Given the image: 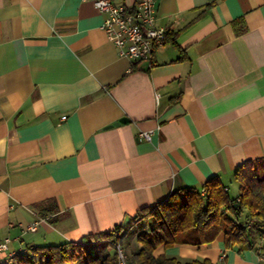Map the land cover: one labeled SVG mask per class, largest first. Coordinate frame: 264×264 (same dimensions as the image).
<instances>
[{"label": "crops", "instance_id": "1", "mask_svg": "<svg viewBox=\"0 0 264 264\" xmlns=\"http://www.w3.org/2000/svg\"><path fill=\"white\" fill-rule=\"evenodd\" d=\"M153 1L183 52L120 55L92 0H0V264L124 226L212 177L234 197L237 168L264 159V0ZM262 235L154 255L264 264Z\"/></svg>", "mask_w": 264, "mask_h": 264}, {"label": "trees", "instance_id": "2", "mask_svg": "<svg viewBox=\"0 0 264 264\" xmlns=\"http://www.w3.org/2000/svg\"><path fill=\"white\" fill-rule=\"evenodd\" d=\"M165 42L183 52L168 31ZM235 175L238 189L234 197L212 177L199 189L183 188L139 209L124 226L84 235L78 242L33 249L26 260L19 257L15 264H112L110 248L117 242L123 246L124 241L138 243L127 254L129 264H206L155 256L154 251L160 245L209 244L221 232L225 249L235 245L239 250L251 249L255 237L264 233V159L237 168Z\"/></svg>", "mask_w": 264, "mask_h": 264}, {"label": "built area", "instance_id": "3", "mask_svg": "<svg viewBox=\"0 0 264 264\" xmlns=\"http://www.w3.org/2000/svg\"><path fill=\"white\" fill-rule=\"evenodd\" d=\"M92 1L103 15V29L120 55L132 60L150 59L154 48L165 44L167 29L156 24L153 0H133L132 9L117 5L113 0ZM151 134V130H141L138 136L149 140ZM36 223L28 225L27 229L34 230ZM7 241H0V254L6 250ZM109 253L114 260L112 264H129L127 254L119 242L110 248Z\"/></svg>", "mask_w": 264, "mask_h": 264}, {"label": "rangeland", "instance_id": "4", "mask_svg": "<svg viewBox=\"0 0 264 264\" xmlns=\"http://www.w3.org/2000/svg\"><path fill=\"white\" fill-rule=\"evenodd\" d=\"M234 192H235V190H233V192H231V191H229V193H231V194H234ZM261 238H263L262 239V243L264 242V236L262 235V237ZM256 239L257 240H260V235H257L256 236ZM135 246H138V243L136 242H134V243H132V244H126V241H124V243H123V249H124V251H125V253L126 254H128L129 253V251L133 248V247H135ZM29 264V263H28ZM31 264H33L32 262H31Z\"/></svg>", "mask_w": 264, "mask_h": 264}, {"label": "water", "instance_id": "5", "mask_svg": "<svg viewBox=\"0 0 264 264\" xmlns=\"http://www.w3.org/2000/svg\"><path fill=\"white\" fill-rule=\"evenodd\" d=\"M234 206H236V203H234Z\"/></svg>", "mask_w": 264, "mask_h": 264}]
</instances>
